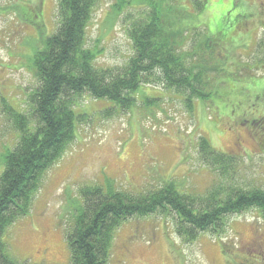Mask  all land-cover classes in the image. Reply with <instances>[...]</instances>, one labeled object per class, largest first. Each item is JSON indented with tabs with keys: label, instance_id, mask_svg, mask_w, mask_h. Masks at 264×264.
I'll use <instances>...</instances> for the list:
<instances>
[{
	"label": "rangeland",
	"instance_id": "rangeland-1",
	"mask_svg": "<svg viewBox=\"0 0 264 264\" xmlns=\"http://www.w3.org/2000/svg\"><path fill=\"white\" fill-rule=\"evenodd\" d=\"M127 1L120 15L112 7L115 0H97L93 7L84 47L94 52L97 67L119 69L133 54L126 29L147 8L139 0ZM160 1L162 19L167 12L178 23L187 15L181 23L185 32L177 38L184 50H193L204 32L219 37L215 55L226 71H208L216 91L212 101L194 99L190 108L182 91L161 80L140 85L127 110L105 112L111 106L106 100L87 93L76 96L73 108L81 117L75 137L43 172L29 212L3 232L10 258L70 264L65 233L82 203L84 185L109 182L137 193L172 180L182 191L202 193L219 181L226 183L202 161L200 136L215 149L237 155L235 182L264 187L262 0H206L199 12L191 0ZM0 12L1 168L3 153L20 135L10 109L33 119L29 97L40 84L33 55L57 29L58 0H0ZM252 90L261 97L252 99ZM255 118L258 125L250 123ZM175 220L172 212L124 220L113 232L107 264H264V218L256 208L228 216L221 232L203 231L191 241L175 232Z\"/></svg>",
	"mask_w": 264,
	"mask_h": 264
},
{
	"label": "trees",
	"instance_id": "trees-1",
	"mask_svg": "<svg viewBox=\"0 0 264 264\" xmlns=\"http://www.w3.org/2000/svg\"><path fill=\"white\" fill-rule=\"evenodd\" d=\"M96 1L58 0L57 29L33 55L32 64L40 83L29 97L34 120L30 118L33 121L29 123L26 114L10 109L20 135L1 157L0 264H26L8 256L2 235L17 217L29 212L43 172L75 137L81 117L73 108L76 96L87 93L106 100L111 106L105 112L114 108L127 110L135 103L140 85L161 80L164 86L182 91L185 104L191 108L194 99L208 102L215 95L208 71L220 67L226 71L215 55L219 37L204 32L193 50H184L177 38L185 32L181 23L187 15L182 14L178 23L167 12L162 19L160 0H139L147 11L126 29L133 48L128 62L116 70L95 66L94 52L84 47V40ZM191 1L197 12L206 3ZM127 3L115 0L112 7L120 15ZM167 9H172L171 3ZM252 92V99L261 97L255 90ZM250 123L258 125L259 121L255 118ZM198 150L202 161L212 165L227 179L226 183L219 181L202 193L182 191L172 180L137 193L114 188L107 185L109 182L82 186V203L65 233L70 264H107L114 230L132 216L172 212L175 232L185 241L203 231L221 232L228 216L250 208H256L264 218V187H244L233 179L237 155L215 149L203 136L199 138Z\"/></svg>",
	"mask_w": 264,
	"mask_h": 264
},
{
	"label": "flooded vegetation",
	"instance_id": "flooded-vegetation-1",
	"mask_svg": "<svg viewBox=\"0 0 264 264\" xmlns=\"http://www.w3.org/2000/svg\"><path fill=\"white\" fill-rule=\"evenodd\" d=\"M261 3L264 4V0H262ZM232 4H234V3L232 2L231 5H232ZM0 16L3 17V13H2V12H0Z\"/></svg>",
	"mask_w": 264,
	"mask_h": 264
}]
</instances>
